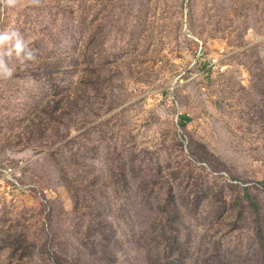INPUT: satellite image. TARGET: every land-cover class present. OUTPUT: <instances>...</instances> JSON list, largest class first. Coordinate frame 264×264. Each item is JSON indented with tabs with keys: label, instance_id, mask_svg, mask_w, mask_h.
<instances>
[{
	"label": "rangeland",
	"instance_id": "1",
	"mask_svg": "<svg viewBox=\"0 0 264 264\" xmlns=\"http://www.w3.org/2000/svg\"><path fill=\"white\" fill-rule=\"evenodd\" d=\"M65 1L0 5L35 55L0 79V167L31 186L0 264H264V0ZM85 36L65 104L44 64Z\"/></svg>",
	"mask_w": 264,
	"mask_h": 264
},
{
	"label": "trees",
	"instance_id": "2",
	"mask_svg": "<svg viewBox=\"0 0 264 264\" xmlns=\"http://www.w3.org/2000/svg\"><path fill=\"white\" fill-rule=\"evenodd\" d=\"M63 3H67L63 0ZM69 46L65 53L60 54L58 59L52 61L50 57L46 60L43 68L44 79L50 90L54 94V97H59L65 101V104H70L74 97L75 88L70 83H66L65 79L70 76V73L75 69H80L82 72L81 77L79 78V86L86 91L89 87V76L91 73V63L88 57V47L89 42L85 36L83 40L77 41L74 44L73 40L68 41ZM78 52V53H77ZM102 73L97 75V83H103ZM65 111L66 107H62ZM67 117L70 115L66 113ZM264 252V247L262 245Z\"/></svg>",
	"mask_w": 264,
	"mask_h": 264
},
{
	"label": "clouds",
	"instance_id": "3",
	"mask_svg": "<svg viewBox=\"0 0 264 264\" xmlns=\"http://www.w3.org/2000/svg\"><path fill=\"white\" fill-rule=\"evenodd\" d=\"M38 3L39 0H32ZM17 0H0V5L13 7ZM15 55L21 64L35 60L34 52L26 44L22 34L15 29L0 32V79L8 80L14 75V69L9 66L6 57Z\"/></svg>",
	"mask_w": 264,
	"mask_h": 264
},
{
	"label": "built area",
	"instance_id": "4",
	"mask_svg": "<svg viewBox=\"0 0 264 264\" xmlns=\"http://www.w3.org/2000/svg\"><path fill=\"white\" fill-rule=\"evenodd\" d=\"M27 165L18 162L16 165L0 167V208L11 207L14 201L24 192L30 190V185H24V175Z\"/></svg>",
	"mask_w": 264,
	"mask_h": 264
}]
</instances>
